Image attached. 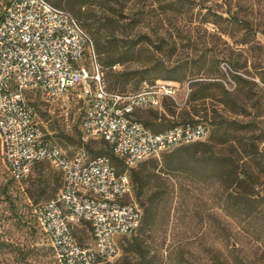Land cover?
I'll return each instance as SVG.
<instances>
[{
    "label": "rangeland",
    "instance_id": "obj_1",
    "mask_svg": "<svg viewBox=\"0 0 264 264\" xmlns=\"http://www.w3.org/2000/svg\"><path fill=\"white\" fill-rule=\"evenodd\" d=\"M47 1L54 4L58 0ZM74 3L63 0L61 8L79 20L92 40L100 38L103 50L112 52L116 45H122V39L138 44L132 61L113 68L124 79L115 90L137 91L157 76L159 65L181 66L186 73L209 77L199 79L205 84L216 82L215 86H201L206 90L204 99L187 103L190 84L173 81L178 84L175 99H164L158 109L136 111L137 117L141 122L154 124L156 129L199 120L209 129V137L203 142L217 139L219 135L214 133L221 124L229 128L231 141L216 145L214 150L218 153L236 151L234 156H243L246 144H256L262 156L254 170L257 188L263 194L264 0H90L81 11L90 18L88 26L70 9L79 6ZM103 58L97 57L100 64ZM87 67L93 72L91 61ZM103 73L106 77L109 69L103 68ZM91 86L95 88L93 83ZM201 87L193 90L202 93ZM82 95L83 88L77 87L56 100L29 96L44 132L68 154L83 144L81 118L87 100ZM86 148L91 158L111 154L100 139L90 140ZM170 152L150 157L132 169L149 176L163 168L164 157ZM169 182L183 187L181 194L168 199L152 227L121 237L117 258L102 264H142L134 245L136 240L146 252L144 264H168L169 252L176 246H183L188 263L207 264L206 248L212 244L223 248L220 228L224 213L216 186L183 175ZM154 184L152 181L148 195L142 198L150 196ZM61 185L60 172L48 162L33 168L22 183L12 182L2 161L0 143V264H58L34 214L38 206L54 197ZM135 191L134 201L140 206ZM77 231L88 244L87 228ZM2 242L7 246H2Z\"/></svg>",
    "mask_w": 264,
    "mask_h": 264
},
{
    "label": "built area",
    "instance_id": "obj_2",
    "mask_svg": "<svg viewBox=\"0 0 264 264\" xmlns=\"http://www.w3.org/2000/svg\"><path fill=\"white\" fill-rule=\"evenodd\" d=\"M1 17L0 143L7 173L22 183L38 163L59 170L62 187L34 214L56 262H111L119 255L120 238L135 234L143 220L130 170L150 157L206 141L209 129L196 120L156 133L138 120L136 111L175 99L178 84L158 80L132 94L107 91L93 40L69 11L47 0H1ZM77 87L87 100L83 144L68 154L44 132L29 96L56 100ZM92 139L108 143L125 170L118 171L107 156L91 158L86 145ZM86 226L90 242L82 244L76 232Z\"/></svg>",
    "mask_w": 264,
    "mask_h": 264
},
{
    "label": "trees",
    "instance_id": "obj_3",
    "mask_svg": "<svg viewBox=\"0 0 264 264\" xmlns=\"http://www.w3.org/2000/svg\"><path fill=\"white\" fill-rule=\"evenodd\" d=\"M62 1L63 0H58L52 5L61 8ZM74 1L79 3V6L77 8L70 7V9L83 21L85 26H88L87 20L90 18L86 16L85 12L83 13L81 11L84 6L89 5L90 0ZM226 13H229V10L226 11ZM1 18L0 0V20ZM112 40L118 42L117 38H112ZM120 42L122 44L121 46L116 45L112 52H108L103 50L100 38H95V41L93 40L98 59L99 55L100 57H104L102 59V64L99 62V65L103 74L106 90L118 94H132L115 90L124 82V79L123 74L114 72L113 68L116 65L122 66L132 61L135 57L134 53L138 44L136 41L128 39H122ZM89 64L90 59L86 58L84 65L87 67ZM162 67L160 65L157 66V70L155 71L157 76L150 79L148 83H154L158 80L188 82L191 92L187 103L205 98L206 90L204 89L205 87L203 88L201 86L205 85L206 87H210L217 85L216 82L205 84L203 81H199V79H209V77H200V73H186L181 66ZM87 68L89 69V67ZM103 68L109 69V73H107L106 77L104 76ZM199 86L203 90L202 93H200L201 91L193 90ZM139 90L140 88L133 93ZM135 117L138 119L136 113ZM188 122H195V120H187L177 124L174 123L166 129H156L154 124L143 121L147 127L156 133L164 132ZM215 135H219L217 139L212 138L208 142H196L172 150L169 154L165 155L163 168L159 171H154L149 176L145 177L140 171L131 170L130 177L134 190H136L135 198L143 210V220L138 231L152 227L161 211V207L165 209L168 204V199H174L176 195L178 197L183 191V187L178 188L177 184H173L169 181H172L174 177L178 175L191 176L196 178L200 183L216 186V190L220 193V205L224 213L223 225L220 228L223 248L220 249L214 244L206 248L209 257L207 264H264V193L262 194L257 188L254 170L259 157L262 156V152L256 144L251 142L246 144L242 152L243 156H238V154L234 156L233 154H236V151H234V153L232 152V154L218 153L214 150L216 145H227L231 141L229 139V128L219 124L214 133V136ZM104 143L111 150L109 144L106 142ZM107 157L110 158L118 171L122 172L125 170L123 161L117 158L112 150L110 156ZM41 163H38L36 166ZM60 174L62 176L61 172ZM152 181L155 183L153 192L148 198H142L146 194ZM262 185H264V182H262ZM86 228L87 230L89 229L88 226H86ZM76 235L80 242L85 244L84 239L79 235L78 231ZM134 245L140 254L142 264H144L147 260L146 252L137 240L134 242ZM2 246H7V244L2 242ZM168 264H190L185 259L183 246L171 248L168 256ZM191 264L198 263L195 262Z\"/></svg>",
    "mask_w": 264,
    "mask_h": 264
}]
</instances>
